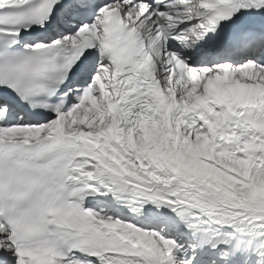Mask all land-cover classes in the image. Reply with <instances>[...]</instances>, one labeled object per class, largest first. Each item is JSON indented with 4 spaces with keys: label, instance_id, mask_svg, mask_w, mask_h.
<instances>
[{
    "label": "snow or ice",
    "instance_id": "6c2138e0",
    "mask_svg": "<svg viewBox=\"0 0 264 264\" xmlns=\"http://www.w3.org/2000/svg\"><path fill=\"white\" fill-rule=\"evenodd\" d=\"M0 264H264V0H0Z\"/></svg>",
    "mask_w": 264,
    "mask_h": 264
}]
</instances>
